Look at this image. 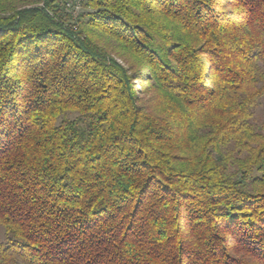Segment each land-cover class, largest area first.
<instances>
[{
	"label": "trees",
	"instance_id": "obj_1",
	"mask_svg": "<svg viewBox=\"0 0 264 264\" xmlns=\"http://www.w3.org/2000/svg\"><path fill=\"white\" fill-rule=\"evenodd\" d=\"M63 3L0 0V264H264V0Z\"/></svg>",
	"mask_w": 264,
	"mask_h": 264
},
{
	"label": "rangeland",
	"instance_id": "obj_2",
	"mask_svg": "<svg viewBox=\"0 0 264 264\" xmlns=\"http://www.w3.org/2000/svg\"><path fill=\"white\" fill-rule=\"evenodd\" d=\"M71 2V6L68 7L67 3ZM65 0V4L63 3V7L68 15H71V17L76 20V18L85 11V5H84V0ZM80 4V5H79ZM77 6H80L78 9ZM87 10V9H86ZM137 85H141V82H136ZM70 116H74V114H71ZM258 116L263 117L264 116V99L262 106L258 109ZM0 233H2L0 229Z\"/></svg>",
	"mask_w": 264,
	"mask_h": 264
},
{
	"label": "built area",
	"instance_id": "obj_3",
	"mask_svg": "<svg viewBox=\"0 0 264 264\" xmlns=\"http://www.w3.org/2000/svg\"><path fill=\"white\" fill-rule=\"evenodd\" d=\"M81 2H82V0H81ZM81 2H80V3H81ZM67 5H68V7H70V6H71V2H68ZM79 5H80V4H79ZM77 8L79 9L80 6H77Z\"/></svg>",
	"mask_w": 264,
	"mask_h": 264
}]
</instances>
